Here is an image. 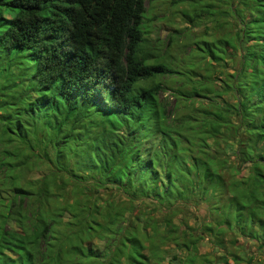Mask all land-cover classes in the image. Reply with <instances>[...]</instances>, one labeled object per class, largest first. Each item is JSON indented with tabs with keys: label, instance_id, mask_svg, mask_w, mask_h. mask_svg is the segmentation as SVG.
I'll return each mask as SVG.
<instances>
[{
	"label": "trees",
	"instance_id": "obj_1",
	"mask_svg": "<svg viewBox=\"0 0 264 264\" xmlns=\"http://www.w3.org/2000/svg\"><path fill=\"white\" fill-rule=\"evenodd\" d=\"M165 1L219 30L183 44L219 77L148 47L145 0H0V264H151L145 202L207 209L153 264H195L206 235L213 264L264 256V0Z\"/></svg>",
	"mask_w": 264,
	"mask_h": 264
},
{
	"label": "rangeland",
	"instance_id": "obj_2",
	"mask_svg": "<svg viewBox=\"0 0 264 264\" xmlns=\"http://www.w3.org/2000/svg\"><path fill=\"white\" fill-rule=\"evenodd\" d=\"M144 5L146 7V10L144 13L142 29H143V34L148 42V47L155 48L156 52L159 54L163 51V49H165L166 53L170 55V60L173 63L174 62L179 63L181 61H186V57H188V53L191 52V51L188 52V49L183 45L184 42H188L194 37L209 38L210 35H213V36L219 35V30L218 29L211 30V23H208L204 19L193 21V23H186L179 16V13L177 10L181 7H185L186 5L184 4H179L175 8H173V7H170L167 1L165 0H151V2L148 0H145ZM167 41L169 44L168 46H166ZM190 54L193 55L191 62H193V64H196L194 73H198L199 71V73L203 75L212 76L213 74L214 76L219 77V75H216L218 72H213L212 67L210 65L206 63L203 64V62H201L202 61L201 58L203 57L201 53H190ZM228 66H230L229 62H228ZM228 66H227V70H230ZM185 69L186 68L183 67L182 71L183 72L189 71V68L187 70ZM191 79L193 80L196 78L191 77ZM163 81H164L163 85L165 86V88L162 90H159L158 97L160 101L166 105V110L173 111V108H176L177 106L178 108L179 107L181 108L183 106V101L175 100L174 96L170 92V86L171 85L173 86L175 82L172 83L169 77H164ZM220 156L223 157V160L228 159L230 160L229 161L230 163H233V161H231V155H227V154L225 155L224 152L220 151L219 158ZM226 166H227L228 174L230 175L228 177L226 175L225 176L229 179L233 178L237 180L238 173L237 172L232 173L229 170H233V169L229 167V165H226ZM239 171L241 175L245 174L244 168ZM39 176H40V173L35 172L34 177H33L34 178L33 182H36ZM118 198H120V196H118ZM139 207H140V210H145L146 212L150 213V216L158 219V223L156 224L157 230L155 232V235L152 236L149 229L146 230L147 234L149 235L147 236V238L141 233L138 234V237L140 239L146 238V240H144L145 244L152 243V245L156 247V249H154V256H152L150 260L151 264L156 263L157 261L156 256L160 259L163 257L165 258V256L167 255L169 256V254H175V251H173L174 249L172 247V244H170V242L166 239V237L164 238L166 234V230H168L169 222L171 224H177L181 220V222L183 224H186L187 227L194 229L198 225L200 219H205V215L207 214V209L205 208V205H203L202 203L194 207L187 206L185 209L182 208L180 210L179 215H176L170 219H168V217H162L161 207L157 206L156 204L153 205L151 203L145 202V204L140 205ZM232 211L234 214L238 213V218H239L238 220L239 222H237L238 224L242 225L243 223H247V222L251 223V220L248 214L246 213V210L237 209L235 211L234 210ZM224 215L225 213H222L220 217H223ZM126 222L127 220H125L123 224ZM207 238L208 239L211 238L212 241L211 239L208 240ZM214 238L216 237L214 236L209 237L208 235H206V237L200 241V244L198 246V252L205 250L204 252L205 254H202V256L197 257L196 263L208 264L210 260L209 264H213L214 260H212V256L214 252H216L214 248L215 245L213 242ZM95 244L99 248L101 247L102 243L97 242ZM232 249L233 248H231V250ZM250 250H253V249H250ZM239 251H240L239 249L236 250V252H239ZM249 252L250 251L248 250L247 253L249 254ZM255 256H256L255 260L252 262V264H254L259 259H261L264 262V256H262L261 254H258V255L256 254ZM168 258H170V256ZM165 261L166 259L164 261L161 260V262H165ZM239 264H242V263H239Z\"/></svg>",
	"mask_w": 264,
	"mask_h": 264
},
{
	"label": "crops",
	"instance_id": "obj_3",
	"mask_svg": "<svg viewBox=\"0 0 264 264\" xmlns=\"http://www.w3.org/2000/svg\"><path fill=\"white\" fill-rule=\"evenodd\" d=\"M203 252H205V250L204 251H201V253H203ZM228 263H231V261H228Z\"/></svg>",
	"mask_w": 264,
	"mask_h": 264
}]
</instances>
